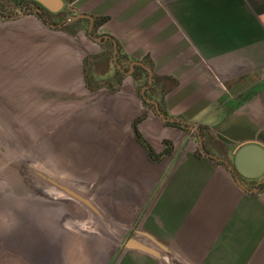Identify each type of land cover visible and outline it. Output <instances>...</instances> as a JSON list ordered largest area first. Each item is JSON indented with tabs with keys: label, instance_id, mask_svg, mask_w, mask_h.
<instances>
[{
	"label": "crops",
	"instance_id": "obj_1",
	"mask_svg": "<svg viewBox=\"0 0 264 264\" xmlns=\"http://www.w3.org/2000/svg\"><path fill=\"white\" fill-rule=\"evenodd\" d=\"M64 1L99 21L127 61H149L164 114L199 128L218 153L175 154L178 128L131 103L129 90L83 87L96 102L61 113L60 136L101 142L64 165L90 185L67 177L48 187L46 215L0 200V264H264V174L228 167L241 144L264 147V0ZM123 136L137 145L121 150ZM12 207L25 214H7Z\"/></svg>",
	"mask_w": 264,
	"mask_h": 264
},
{
	"label": "rangeland",
	"instance_id": "obj_2",
	"mask_svg": "<svg viewBox=\"0 0 264 264\" xmlns=\"http://www.w3.org/2000/svg\"><path fill=\"white\" fill-rule=\"evenodd\" d=\"M22 8V5L19 6L18 11L21 12ZM43 19L36 12L35 6L30 15L21 16L16 22L0 24V200L4 203L27 201L35 207L40 206V209L35 208L36 214L46 215L48 187L65 183L67 177L71 182L78 178L87 184L91 179L84 174L66 176L64 165L73 168L75 163L81 164V160H76L77 155L83 154L87 146L96 147L101 142L96 145L74 139L66 141L60 136L63 128L59 121L62 119L61 113L65 114L75 105L89 107L96 102L97 96L81 94L84 87L81 61H86L87 53L96 46L89 43L82 33L68 34L46 29ZM148 66L152 69L149 61ZM108 68L106 82H109L110 72L113 71L112 67ZM146 82L148 78L145 76L137 80L131 75L118 88L130 91L131 103H136L140 108L146 105L154 120L158 117L178 128L175 135L177 146L172 145L173 153L179 154L184 149L192 148L195 151L202 149L206 154V148L201 146L197 137H202L199 128L183 121L184 126L173 121L188 129V135L183 134L181 127L160 117L155 105L147 100L152 99L142 96L141 90ZM159 97L153 99L161 109L162 101ZM142 117L143 113H138L137 120ZM150 125L154 126L153 123ZM149 139L155 147L163 148L165 144V139ZM123 140L121 150L125 152L137 143L134 136H123ZM227 146H230L227 147V156L232 159L231 151L235 145ZM216 147V144L211 145L208 150L217 152ZM65 156L70 158L66 159ZM116 183L120 184V181ZM5 211L12 215L25 214L21 208L12 207Z\"/></svg>",
	"mask_w": 264,
	"mask_h": 264
},
{
	"label": "flooded vegetation",
	"instance_id": "obj_3",
	"mask_svg": "<svg viewBox=\"0 0 264 264\" xmlns=\"http://www.w3.org/2000/svg\"><path fill=\"white\" fill-rule=\"evenodd\" d=\"M20 4L23 6L21 12L18 11ZM67 5L68 3L65 1V6L61 10L58 12H49L41 5L33 3L32 0H0V24L16 22L21 16L30 15L36 6V12L44 18L43 24H45L46 29L60 30L68 34L70 32L78 35L81 33L84 34L87 41L96 46L95 49L87 53L86 61H81L83 85L89 91L99 89L113 91L121 85L126 77H130L131 75L137 80L144 76L148 78V72L142 65L148 66L147 61L141 59H130L127 61L124 52L118 45V41L113 36L110 35L116 41L115 43L111 38L106 37L108 34L97 32L99 21L93 17L91 24L88 18L75 17L77 14L87 12L74 11ZM135 61H139L140 63H136ZM109 66L113 68V71L110 72L111 76L109 77L115 80V83L111 86H109V82H106L105 79L109 74ZM143 88L144 94H147L146 97L154 100L150 94L151 89L155 88L154 79H152V84L146 82ZM141 94L144 97L142 92ZM205 148L208 150L209 144H205ZM208 152L213 154L210 150ZM257 188L260 189V187Z\"/></svg>",
	"mask_w": 264,
	"mask_h": 264
},
{
	"label": "water",
	"instance_id": "obj_4",
	"mask_svg": "<svg viewBox=\"0 0 264 264\" xmlns=\"http://www.w3.org/2000/svg\"><path fill=\"white\" fill-rule=\"evenodd\" d=\"M32 1L37 2L39 5H41L44 9L48 10L49 12H58L65 6L64 0H32ZM67 6L70 7L72 10L77 11L76 8L73 7L72 5L71 6L67 5ZM75 17L88 18L91 24L93 21V16L90 15L89 13H80V14L75 15ZM106 37L111 38L114 43L116 42L114 38L111 37L110 35H106ZM135 62L140 63L139 61H135ZM142 65L145 67V69L148 72V84H152V79H153L152 69L149 66H145L144 64ZM141 91L144 95V98L147 99V97L144 94V88ZM147 100L151 101L155 105L157 113L164 120L172 121V122L178 121L183 125L182 120L165 116L164 113L161 111L159 104L156 100H149V99ZM199 139H200L201 146L205 149V147L203 146L202 137L200 135H199ZM205 153L208 157L215 158L214 155L206 151V149H205ZM233 164H234V167L229 165L228 166L229 169L233 171L236 170V172L243 177L256 178V177L261 176L262 174H264V147L256 141H251V142H246V143L241 144L235 151ZM238 183L240 184L241 188L244 191L249 192V193L260 190L257 187H253V189L248 188L242 183H240L239 181Z\"/></svg>",
	"mask_w": 264,
	"mask_h": 264
},
{
	"label": "trees",
	"instance_id": "obj_5",
	"mask_svg": "<svg viewBox=\"0 0 264 264\" xmlns=\"http://www.w3.org/2000/svg\"><path fill=\"white\" fill-rule=\"evenodd\" d=\"M20 1H21V0H20ZM32 2L35 3V4H38V3L35 2V1H32ZM20 6H21V4H20ZM153 79H154V85H155V84L158 82V80H157L155 77H154ZM138 120H139V119H138ZM138 120H136V123H137ZM172 124L181 127L180 123H178V122H173ZM136 136H137V135H136Z\"/></svg>",
	"mask_w": 264,
	"mask_h": 264
}]
</instances>
